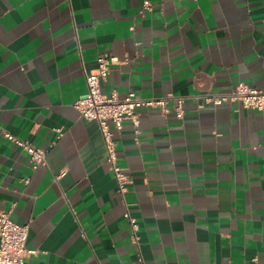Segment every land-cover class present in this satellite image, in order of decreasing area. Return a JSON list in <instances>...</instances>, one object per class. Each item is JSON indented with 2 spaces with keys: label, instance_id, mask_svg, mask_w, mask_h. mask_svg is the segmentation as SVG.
<instances>
[{
  "label": "crops",
  "instance_id": "0c3cea01",
  "mask_svg": "<svg viewBox=\"0 0 264 264\" xmlns=\"http://www.w3.org/2000/svg\"><path fill=\"white\" fill-rule=\"evenodd\" d=\"M99 55L103 94L184 98L182 119L169 99L113 131L123 196L73 107ZM238 83L264 90V0H0V212L27 264H264V112L204 101Z\"/></svg>",
  "mask_w": 264,
  "mask_h": 264
},
{
  "label": "built area",
  "instance_id": "2783aa9c",
  "mask_svg": "<svg viewBox=\"0 0 264 264\" xmlns=\"http://www.w3.org/2000/svg\"><path fill=\"white\" fill-rule=\"evenodd\" d=\"M96 62V72L85 74L86 92L73 103V107L83 119L95 121L98 124L106 150V162L117 182L118 191L123 196L130 179L118 163L113 131L120 133L125 121L136 126L138 112L141 108L156 107L162 113H167L169 99L174 101L176 118L182 119L184 98L169 95L157 100L144 99L133 92L120 96L117 90L103 94L101 92L102 83L106 80L116 61L113 57L99 55ZM204 101H209L214 105L227 101H238L244 108L264 112V90L247 87L243 83H238L230 93L208 94L204 96ZM55 130L57 138H59L62 131L61 129ZM4 136L27 153L33 169L46 163L48 148L37 147L31 142L20 140L9 133H5ZM125 218L129 223L130 239L138 247L140 240L138 223L129 215L128 211L125 212ZM27 231V226L14 222L10 218L9 212H0V264H27L26 257L36 252L26 248Z\"/></svg>",
  "mask_w": 264,
  "mask_h": 264
}]
</instances>
